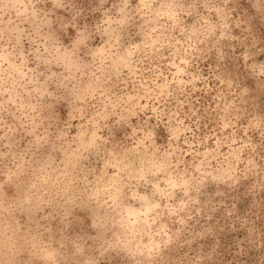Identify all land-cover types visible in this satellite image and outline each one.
Returning a JSON list of instances; mask_svg holds the SVG:
<instances>
[{
    "label": "rangeland",
    "instance_id": "1",
    "mask_svg": "<svg viewBox=\"0 0 264 264\" xmlns=\"http://www.w3.org/2000/svg\"><path fill=\"white\" fill-rule=\"evenodd\" d=\"M263 198L264 0H0V264H264Z\"/></svg>",
    "mask_w": 264,
    "mask_h": 264
},
{
    "label": "trees",
    "instance_id": "2",
    "mask_svg": "<svg viewBox=\"0 0 264 264\" xmlns=\"http://www.w3.org/2000/svg\"><path fill=\"white\" fill-rule=\"evenodd\" d=\"M241 192V191H240ZM240 192L237 194L238 195V197H240ZM262 199V198H261ZM264 199V198H263ZM259 203H260V201H259ZM260 204H262V203H260ZM263 206V205H262ZM248 211H252L251 209H248ZM262 214V216L264 215V210L261 212ZM221 221H222V219H221ZM219 227H221V228H226V226H225V223H222V222H220V225H219ZM216 229V228H215ZM195 251H197L198 252V250L195 248L194 249ZM202 252H204V251H202ZM236 256V255H235ZM190 260V259H189Z\"/></svg>",
    "mask_w": 264,
    "mask_h": 264
}]
</instances>
